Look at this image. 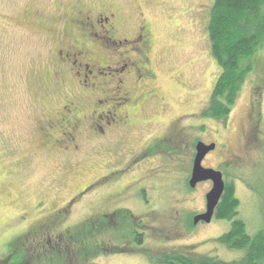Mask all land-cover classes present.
I'll return each instance as SVG.
<instances>
[{
  "label": "rangeland",
  "instance_id": "1",
  "mask_svg": "<svg viewBox=\"0 0 264 264\" xmlns=\"http://www.w3.org/2000/svg\"><path fill=\"white\" fill-rule=\"evenodd\" d=\"M74 1L0 0V264H8L17 256L19 264H48L47 258L52 257L56 258L54 264H78L71 261L74 255L68 251L72 245L66 235L36 242L33 236L24 237V230L32 227L39 217L65 207L79 186L103 172V161L125 160L149 137H158L171 122L175 131L185 130L186 143L177 140L169 155L146 158L140 169L107 189L108 194L114 195L127 183L139 179L143 172L160 171L161 176L153 182V191L147 182L142 183L150 198L148 211L155 212L158 218L155 221L143 218V242L128 246L138 249L133 256L108 253L96 257L93 263L155 264L169 251L187 249L198 257L225 263L238 260L242 256L240 252L230 251L216 240L227 233L228 222L214 218L209 224L192 223L193 217L205 209L210 183L199 182L190 189L182 183V176L188 170L190 153L192 161L195 157L198 141L205 146L214 145L215 151L204 157L201 166L224 174L228 184L221 196H225L224 208L228 207L227 203L232 207L235 219L245 225L249 235L263 228L264 68L259 75L263 79L256 110L249 102L259 78L249 74L225 124L204 118L202 111L220 72L211 56L206 31L213 1L111 0L128 23V29L121 31V36L132 37L139 20L150 26L151 64L158 97L144 105L131 129L112 134L102 144L95 141L84 144L83 152L73 156L75 159L54 150H39L35 145V121L39 112L49 109L55 100H42L44 89L41 91L34 83L38 78H49L50 73L47 62L50 44L43 29L50 27L49 23L59 12H69ZM258 60L264 62V45ZM43 85L46 90L50 89ZM65 91L62 88L60 95ZM252 111L258 112L260 119L257 140L253 137L251 116L248 117ZM130 197L110 204L112 208L129 209L135 216L143 214L145 206L138 201L131 202ZM234 199L235 207L231 203ZM84 202L89 203V199ZM93 210L90 205H74L57 226L58 231L62 233L83 224ZM150 233L154 238L146 237ZM100 240L104 246L112 247L113 243L127 246L126 239L115 234Z\"/></svg>",
  "mask_w": 264,
  "mask_h": 264
},
{
  "label": "flooded vegetation",
  "instance_id": "2",
  "mask_svg": "<svg viewBox=\"0 0 264 264\" xmlns=\"http://www.w3.org/2000/svg\"><path fill=\"white\" fill-rule=\"evenodd\" d=\"M70 5L69 12H59L49 23L50 27L43 29L50 44L47 51L50 73L49 78H38L34 83L38 84L37 88L41 91L44 89L42 100H55L50 103L49 109L46 107L39 112L35 121V145L39 150H54L73 157L83 152L86 143L95 141L102 144L109 140L112 134L131 129L136 115L144 105L158 96L156 75L151 64L153 40L150 26L139 20L133 36L126 39V34L121 36L120 32L128 29V23L114 8L111 0H75ZM65 9H68V5ZM43 84L48 85L50 89L46 90ZM62 88L66 90L63 96L60 95ZM251 97L249 105L256 110L258 102ZM249 116L254 124L253 137L256 136L254 140H257L260 128L259 114L252 111ZM172 125L174 122L158 137H149L125 160L123 158L103 161L102 173L95 174L93 179L79 186L75 196L65 207L48 216L39 217L32 227L24 230V237L28 239L33 236L36 242H45L52 237L67 236L70 230L60 233L57 226L62 224L74 205L86 204L94 208L83 223L88 225L91 238L96 241L99 236L108 237L110 232L116 233L120 239L125 235L127 246L117 255L133 256L138 249H129L128 246L133 245L134 239L140 236H143V242V218L151 221L158 218L155 212L148 211L150 198L147 187L142 183L147 182L150 185L149 190L153 191V182L161 176L160 171L143 172L139 179L127 183L125 188H121L114 195L108 194L107 189L110 186L115 187L123 178L140 169L141 164L148 159L169 155V151L177 145V140L185 144V130L182 128L183 132L175 131ZM214 151L215 149L206 156ZM146 158L148 159L144 161ZM192 162L190 153L188 170L185 177L182 176V182L187 184L191 179ZM161 173L165 174L164 171ZM221 174L225 186L224 174ZM207 182L212 188L211 182ZM128 196H131V202L138 201L145 206L143 214L135 216L129 209L112 208L110 203L123 201ZM86 198L89 203L84 202ZM103 205H106L105 209H96L102 208ZM205 210L206 206L193 219L203 215ZM215 214L216 208L212 219ZM145 228L149 229L147 226ZM152 234L146 237L154 238L155 235ZM9 246L11 248L12 244ZM10 248L7 249L8 253ZM47 259L50 260L48 264H54L56 260L53 257Z\"/></svg>",
  "mask_w": 264,
  "mask_h": 264
},
{
  "label": "trees",
  "instance_id": "3",
  "mask_svg": "<svg viewBox=\"0 0 264 264\" xmlns=\"http://www.w3.org/2000/svg\"><path fill=\"white\" fill-rule=\"evenodd\" d=\"M212 1L206 31L211 56L220 72L209 101L202 111V117L225 124L240 88L249 74H256L259 78L252 89L254 100H259L262 89L260 83L263 79L259 75H262L264 68V62L258 60L264 45V0ZM183 176L185 177V174ZM182 183L188 187L187 182ZM227 186L225 182V188ZM224 198L225 196L217 204L215 218L228 222L229 229L216 240L230 251L240 252L242 256L238 260L225 263L215 258L198 257L196 253L187 249L169 251L162 258L157 259L155 264H264V226L256 234L249 235L245 225L235 219L236 215L232 212V207L227 203L228 207L224 208L226 205ZM261 200L263 201L262 198ZM231 203L235 207V199ZM68 230L70 231L67 240L72 245L71 250L68 251L72 256L74 255L71 261L79 262L78 264L88 262L94 264L96 257L108 253L121 254L122 248H126L115 243L112 247L104 246L100 236L94 241L87 224L76 225L75 228ZM111 234L116 235L114 232H110L109 235ZM122 238L127 240L125 235ZM142 238V236L135 238L133 245L138 246ZM74 244H77V248L73 249ZM102 252L106 253L102 254ZM9 264H19L18 258H13Z\"/></svg>",
  "mask_w": 264,
  "mask_h": 264
},
{
  "label": "water",
  "instance_id": "4",
  "mask_svg": "<svg viewBox=\"0 0 264 264\" xmlns=\"http://www.w3.org/2000/svg\"><path fill=\"white\" fill-rule=\"evenodd\" d=\"M196 154L193 159L192 164V173L191 179L189 181V187L191 189L195 188V186L199 182H207L210 181L212 184V188L209 193L205 196L206 201V210L203 215L196 216L193 219V224L196 225L199 222L209 224L212 220L214 210L223 194L224 191V182L222 180V174L220 172H216L211 169H204L201 166V162L203 161L206 155L214 150V145L205 146L201 142L196 145Z\"/></svg>",
  "mask_w": 264,
  "mask_h": 264
}]
</instances>
